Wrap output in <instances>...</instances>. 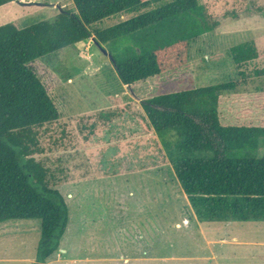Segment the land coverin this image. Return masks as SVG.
<instances>
[{
  "label": "rangeland",
  "instance_id": "374dc122",
  "mask_svg": "<svg viewBox=\"0 0 264 264\" xmlns=\"http://www.w3.org/2000/svg\"><path fill=\"white\" fill-rule=\"evenodd\" d=\"M147 1L92 27L107 28L172 0ZM198 1L213 28L191 41L185 66L160 78L122 82L109 54H123L133 45L130 37L104 44L105 53L92 36L30 63L60 112L56 121L32 128L33 156L69 209L60 248L44 264H264V219L201 217L142 108L157 94L234 80L240 102L252 99L264 111V74L256 72L264 68V0ZM0 9V25L22 28L53 22L74 3L12 0ZM251 39L260 56L237 65L230 47ZM256 155L264 157V146ZM40 236L41 219L0 223V264H37Z\"/></svg>",
  "mask_w": 264,
  "mask_h": 264
},
{
  "label": "trees",
  "instance_id": "16d2710c",
  "mask_svg": "<svg viewBox=\"0 0 264 264\" xmlns=\"http://www.w3.org/2000/svg\"><path fill=\"white\" fill-rule=\"evenodd\" d=\"M10 1L0 0V6ZM72 1L74 10L63 9L53 22L0 25V223L41 219L37 264L60 248L69 209L61 191L48 185L47 168L33 156L38 142L32 128L56 121L60 112L30 63L92 36L102 46L130 37L133 45L123 54L112 53V63L123 83L135 85L185 66L191 41L213 28L198 0H172L107 28L92 26L149 2ZM230 54L237 65L260 56L253 39L231 46ZM256 72L264 74V68ZM238 85L231 80L142 101L148 129L163 138L183 191L204 218L264 219V157L256 155L264 146V117L259 123L223 119V95ZM202 152L213 156H196Z\"/></svg>",
  "mask_w": 264,
  "mask_h": 264
},
{
  "label": "crops",
  "instance_id": "0c3cea01",
  "mask_svg": "<svg viewBox=\"0 0 264 264\" xmlns=\"http://www.w3.org/2000/svg\"><path fill=\"white\" fill-rule=\"evenodd\" d=\"M9 3L10 2L3 4L0 7L4 8ZM55 3L57 4V2H53L51 5L54 6L53 4H55ZM238 86H240V85H238ZM232 91L226 92L223 95L224 101L222 104V113H223V119L225 120V122L233 123V124L240 123V122H247V123H259V122H261L263 120V117H264V111H262L260 109V107L258 108V106H257L258 104L256 102L254 104L252 99H247V101H244V99H242V101H244V102L241 103L240 102L241 93H238V92L234 93ZM247 98H250V96H248ZM245 102H246V104H245ZM232 121H234V122H232Z\"/></svg>",
  "mask_w": 264,
  "mask_h": 264
},
{
  "label": "water",
  "instance_id": "95a60500",
  "mask_svg": "<svg viewBox=\"0 0 264 264\" xmlns=\"http://www.w3.org/2000/svg\"><path fill=\"white\" fill-rule=\"evenodd\" d=\"M94 40V39H93ZM97 43V42H96ZM98 44V43H97ZM100 47H102L103 48V46L102 45H100V44H98ZM103 50H104V52L105 53H107L106 52V50L103 48ZM109 56H110V58H111V60H113L114 61V57H113V55L112 54H109Z\"/></svg>",
  "mask_w": 264,
  "mask_h": 264
}]
</instances>
